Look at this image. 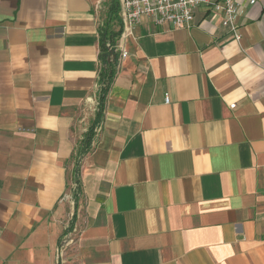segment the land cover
I'll list each match as a JSON object with an SVG mask.
<instances>
[{
	"label": "crops",
	"instance_id": "crops-1",
	"mask_svg": "<svg viewBox=\"0 0 264 264\" xmlns=\"http://www.w3.org/2000/svg\"><path fill=\"white\" fill-rule=\"evenodd\" d=\"M250 1L239 41L202 9L186 28L141 18L122 59L119 37L81 154L110 0H0V264H264V0Z\"/></svg>",
	"mask_w": 264,
	"mask_h": 264
},
{
	"label": "built area",
	"instance_id": "built-area-1",
	"mask_svg": "<svg viewBox=\"0 0 264 264\" xmlns=\"http://www.w3.org/2000/svg\"><path fill=\"white\" fill-rule=\"evenodd\" d=\"M120 5V20L123 30L119 43L115 46L119 58H125L127 52L123 49L121 40L131 35L133 28L141 18H147L155 26L169 24L175 28L189 27L197 10L221 17V25L228 28L235 41L240 40L237 20L242 14L238 0H118ZM250 5L254 3L251 0ZM169 99H165L168 103ZM234 104L229 108L233 109Z\"/></svg>",
	"mask_w": 264,
	"mask_h": 264
},
{
	"label": "trees",
	"instance_id": "trees-1",
	"mask_svg": "<svg viewBox=\"0 0 264 264\" xmlns=\"http://www.w3.org/2000/svg\"><path fill=\"white\" fill-rule=\"evenodd\" d=\"M114 25L118 27L116 30H114L113 28ZM121 30L122 26L118 17V2L116 0H110L106 19L104 20V23L99 32L100 70L98 77L99 93L97 98L98 103L96 108V115L93 123H91L83 138V148L81 154H84L88 151L91 140L94 136L95 128L100 122L104 107V101L115 75L118 55L114 50V45L120 37ZM70 227L71 225L69 226V229L66 231V233L70 231Z\"/></svg>",
	"mask_w": 264,
	"mask_h": 264
},
{
	"label": "rangeland",
	"instance_id": "rangeland-1",
	"mask_svg": "<svg viewBox=\"0 0 264 264\" xmlns=\"http://www.w3.org/2000/svg\"><path fill=\"white\" fill-rule=\"evenodd\" d=\"M107 5V3L105 4V6ZM105 8V7H104ZM117 27V26H116Z\"/></svg>",
	"mask_w": 264,
	"mask_h": 264
}]
</instances>
